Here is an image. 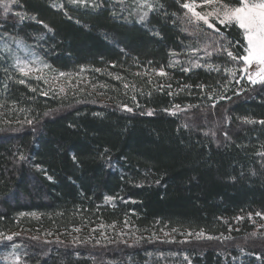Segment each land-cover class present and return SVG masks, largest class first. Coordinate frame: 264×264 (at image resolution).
<instances>
[{
  "label": "trees",
  "instance_id": "1",
  "mask_svg": "<svg viewBox=\"0 0 264 264\" xmlns=\"http://www.w3.org/2000/svg\"><path fill=\"white\" fill-rule=\"evenodd\" d=\"M186 2L0 3V264H264V83ZM13 41L80 85L21 75Z\"/></svg>",
  "mask_w": 264,
  "mask_h": 264
},
{
  "label": "snow or ice",
  "instance_id": "2",
  "mask_svg": "<svg viewBox=\"0 0 264 264\" xmlns=\"http://www.w3.org/2000/svg\"><path fill=\"white\" fill-rule=\"evenodd\" d=\"M13 2V0H0V3L4 4L5 11H8V4ZM76 2V0H72ZM81 3L84 0H80ZM237 6H229L223 3V0H203L202 5H197L194 2H186L183 7L188 10L191 15L188 16L187 22L190 24H195L196 28L199 29L200 22L207 25L209 29H213L216 34L219 33L216 21L219 24H236L240 29L243 30V37L247 41V46L245 48L246 55L234 56L231 51H227V55L232 59H241L244 61V71L248 72L249 68L255 64L256 70L254 73L248 76V79L252 84L264 83V0H236ZM149 9H152L151 4L146 5ZM197 7H210L212 11H197ZM147 16L144 13L141 16L143 20ZM35 19V17H33ZM47 27V25H44ZM202 32L203 30L200 29ZM204 35H208L204 33ZM211 39V37H209ZM211 43L215 45L216 40H211ZM208 45H205V54L210 55L207 51ZM193 51H198V49L193 48ZM214 50H216L214 48ZM226 50V49H224ZM18 70L24 75H28L31 71L28 63L25 61L18 60L16 63ZM192 67H199V64H193ZM38 70V69H37ZM184 71H190V69H184ZM63 75V73H61ZM159 75L163 76L166 73L161 69ZM23 83L24 81H20ZM170 87V86H169ZM128 111L132 109L128 108ZM151 114V112L149 113ZM253 123L254 121H247ZM264 124V120L260 121ZM75 160V156H73ZM48 179H52L50 176ZM111 199V198H108ZM256 215H261V213H256ZM198 236H203V233L197 234ZM210 238V237H209ZM6 239L11 240L12 237L8 236ZM19 259V257H17Z\"/></svg>",
  "mask_w": 264,
  "mask_h": 264
},
{
  "label": "rangeland",
  "instance_id": "3",
  "mask_svg": "<svg viewBox=\"0 0 264 264\" xmlns=\"http://www.w3.org/2000/svg\"><path fill=\"white\" fill-rule=\"evenodd\" d=\"M72 1V0H71ZM197 5H202L203 2H194ZM212 11V8L210 7H203V9L201 7H197V11ZM186 13L188 16H190L191 14L188 13V10L186 9ZM203 23V22H201ZM216 23H219L218 21H216ZM242 30V29H241ZM243 32V30H242ZM14 42V41H13ZM14 48L11 51L10 54V60H11V66L16 69L21 75L27 77V78H32L36 81H40L41 82V86L43 88H45L47 91L55 94V93H64L69 89H74L75 87H77L78 85H80V81H81V75H83L82 72H84V70H81V72L79 73H63V72H59V73H53V71L50 69V67L44 62V60L36 55V53L33 50H29L27 47H24V45H22V43H20L19 41H15L14 43ZM246 46H247V41H246ZM246 55V52H245ZM25 61L28 63L29 67L31 68V71L28 73V75H24L23 73H21L18 68L16 67V63L17 61ZM243 62V66L241 69V77L245 78V80L247 82H250V80L248 79V76L252 73L255 72L256 70V65L253 64L248 72H245L244 69V61ZM38 69V70H37ZM61 73H63V75H61ZM159 73V72H158ZM251 83V82H250ZM85 84V82H84ZM184 107L181 106H173L171 108V111L174 113L179 112L180 110H182ZM252 222L255 224L256 229H259V231H263L264 232V215H256L255 217L252 218ZM76 233H69L70 238L74 239L77 238L80 234L79 229L75 230ZM199 233H203V232H190V231H186L184 233H182L181 235L184 237H188V236H198L197 234ZM48 234H52V232H48ZM59 234V233H58ZM204 235H206L205 233H203ZM0 236H2V234L0 233ZM155 237H160V238H171L173 237V232L168 231L167 229H161L159 230L156 234H154ZM12 262H14V259H11Z\"/></svg>",
  "mask_w": 264,
  "mask_h": 264
}]
</instances>
